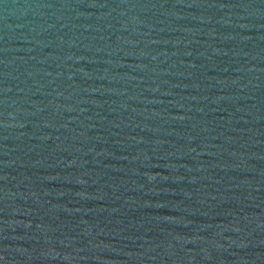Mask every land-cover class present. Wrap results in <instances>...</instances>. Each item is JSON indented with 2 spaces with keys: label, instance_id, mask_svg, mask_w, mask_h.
<instances>
[{
  "label": "water",
  "instance_id": "95a60500",
  "mask_svg": "<svg viewBox=\"0 0 264 264\" xmlns=\"http://www.w3.org/2000/svg\"><path fill=\"white\" fill-rule=\"evenodd\" d=\"M0 264H264V0H0Z\"/></svg>",
  "mask_w": 264,
  "mask_h": 264
}]
</instances>
